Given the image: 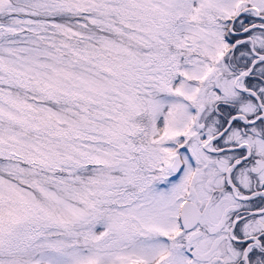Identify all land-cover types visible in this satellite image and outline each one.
I'll return each instance as SVG.
<instances>
[{"label":"snow or ice","instance_id":"obj_1","mask_svg":"<svg viewBox=\"0 0 264 264\" xmlns=\"http://www.w3.org/2000/svg\"><path fill=\"white\" fill-rule=\"evenodd\" d=\"M0 264H264V0H0Z\"/></svg>","mask_w":264,"mask_h":264}]
</instances>
